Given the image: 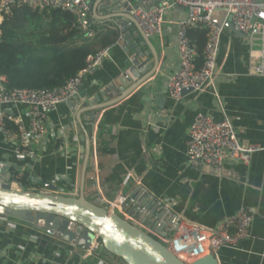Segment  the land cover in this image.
<instances>
[{"label":"crops","instance_id":"crops-1","mask_svg":"<svg viewBox=\"0 0 264 264\" xmlns=\"http://www.w3.org/2000/svg\"><path fill=\"white\" fill-rule=\"evenodd\" d=\"M141 5L158 3L149 0ZM185 17L179 8L165 15L161 40H151L159 55L158 70L126 99L102 110L93 128L84 121L87 114L79 116L82 127L69 104L59 105L46 114V135L33 145L34 159L18 158L13 143L0 133V170L26 174L33 190L40 192L48 183L58 194L77 196L86 133L92 147L84 188L95 190L87 192V198L97 194V183L107 200L121 195L129 201L127 221L151 229L144 209L136 211L142 205H162L181 221L197 224L208 233L241 210H252L249 237L234 248L220 249L215 258L218 264H264V77L249 75L247 41L225 30L214 89L186 92L181 101H173L167 82L178 69L174 23ZM92 27L94 35L111 32L117 41L98 68L84 75L80 98L72 102L77 109L96 97L97 104H103L105 97L100 93L111 83H119L134 55L132 50L126 53L124 36L115 27L102 23ZM141 52L150 53L146 46ZM1 112L19 118L24 130H29L25 106H4ZM223 112L231 118L243 146L263 150L252 156L248 166L236 164L213 171L189 160V130L199 114L218 122ZM13 186L21 188L16 183ZM85 251L33 226L0 219V264H120L99 249L84 259Z\"/></svg>","mask_w":264,"mask_h":264},{"label":"built area","instance_id":"built-area-1","mask_svg":"<svg viewBox=\"0 0 264 264\" xmlns=\"http://www.w3.org/2000/svg\"><path fill=\"white\" fill-rule=\"evenodd\" d=\"M22 7L42 13L52 11L66 13L73 19L71 30L83 34L88 39L94 36L91 29L94 18L89 0H0V25L4 18ZM129 8L130 16L150 40H161L165 15L169 11L179 8L186 12L184 19L174 23L178 69L167 82V91L173 101H181L187 90L200 94L214 89V82L219 75L217 59L225 30L240 34L247 41L249 75L264 77V0H161L158 5L152 7L130 5ZM216 11L225 12L219 26L213 21ZM198 28L207 31L200 66L197 65L196 45L188 36L189 31ZM112 46L89 56L84 70L54 89L8 90L5 78H0V107L27 108L30 122L27 131L24 130L19 118L7 112L0 113V133L13 143V151L18 158H36L33 145L46 135V114L59 105L70 104L80 98L84 75L98 68ZM7 123L12 124L16 130H8ZM262 150L255 145L243 146L231 118L224 112L218 122L209 116L199 114L189 130L187 145L189 160L213 171H219L229 165L248 166L252 156ZM95 187L101 200L108 204L109 212L125 220L129 217L128 210H125L129 201L121 195L112 201L107 200L97 183ZM253 220L252 210H241L235 216L222 221L212 233L206 232L197 224L181 220L177 229L168 237L161 236L153 228L139 229L163 245L181 263L193 264L209 256L215 257L222 248L238 246L249 237ZM97 249L99 243L95 239L90 249L85 251L84 259L90 258Z\"/></svg>","mask_w":264,"mask_h":264},{"label":"water","instance_id":"water-1","mask_svg":"<svg viewBox=\"0 0 264 264\" xmlns=\"http://www.w3.org/2000/svg\"><path fill=\"white\" fill-rule=\"evenodd\" d=\"M143 1L148 2L149 0L90 2L94 18L93 25L102 23L115 27L124 36L126 53L132 50L134 55L131 67L119 79V83H111L100 93L105 97L103 104H97L98 97L78 109L75 104H69L76 114L77 122L82 127L84 125L81 124L80 114H87L84 121L90 123L93 128L102 110L126 99L158 70L159 55L152 41L145 36L130 16L129 6L138 7ZM160 1L156 0V3ZM97 12L101 14L98 16ZM224 17V11H216L213 21L219 26ZM134 40L136 43L128 48L127 46ZM143 46L149 49V54L141 52ZM149 55H151V60L148 59ZM130 83H132L131 86H129ZM186 92L191 91L187 90L184 93ZM108 99L110 100L107 101ZM78 111L79 114H77ZM83 140L85 158L80 167V185L77 196L58 194L57 188L48 183L40 192L17 190L13 187L7 168H4L0 170V219L10 218L33 226L38 230L55 235L64 242L75 244L83 250H89L96 239L104 252L120 264H183L151 236L129 224L117 214L109 212L108 204L102 201L97 194H94L92 198H87V192L94 193L95 191L93 186L87 190L84 188L92 145L86 133H84ZM133 209L136 210V206ZM142 209H144L143 217L153 225L155 230L162 225L157 232L163 237L170 236L180 223V219L162 205H142L137 208V213ZM193 264H218V262L215 257L209 256Z\"/></svg>","mask_w":264,"mask_h":264},{"label":"trees","instance_id":"trees-1","mask_svg":"<svg viewBox=\"0 0 264 264\" xmlns=\"http://www.w3.org/2000/svg\"><path fill=\"white\" fill-rule=\"evenodd\" d=\"M72 20L70 15L60 11L42 13L26 7L16 9L4 18L0 25V78H5L8 90L38 91L60 87L85 69L89 56L117 41L111 32L88 39L70 29ZM206 34L204 28L188 32L197 48L198 66L202 61ZM6 128L16 130L10 123ZM11 176L12 182L23 191L39 192L33 190L35 186L26 174L13 172Z\"/></svg>","mask_w":264,"mask_h":264},{"label":"bare ground","instance_id":"bare-ground-1","mask_svg":"<svg viewBox=\"0 0 264 264\" xmlns=\"http://www.w3.org/2000/svg\"><path fill=\"white\" fill-rule=\"evenodd\" d=\"M14 187V186H13ZM14 188H16V186L14 187ZM18 190V189H17ZM127 221V220H126ZM129 224H131V225H133V226H135L136 227V225H135V223H130L129 221H127Z\"/></svg>","mask_w":264,"mask_h":264},{"label":"rangeland","instance_id":"rangeland-1","mask_svg":"<svg viewBox=\"0 0 264 264\" xmlns=\"http://www.w3.org/2000/svg\"><path fill=\"white\" fill-rule=\"evenodd\" d=\"M19 189H21V188H19ZM102 253H104V254H106L102 249L100 250Z\"/></svg>","mask_w":264,"mask_h":264}]
</instances>
